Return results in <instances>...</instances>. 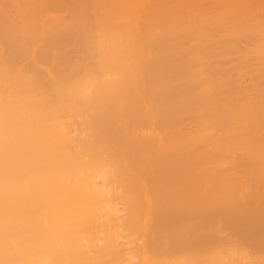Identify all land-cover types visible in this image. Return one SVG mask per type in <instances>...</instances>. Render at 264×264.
Masks as SVG:
<instances>
[{"label":"bare ground","instance_id":"6f19581e","mask_svg":"<svg viewBox=\"0 0 264 264\" xmlns=\"http://www.w3.org/2000/svg\"><path fill=\"white\" fill-rule=\"evenodd\" d=\"M0 264H264V0H0Z\"/></svg>","mask_w":264,"mask_h":264}]
</instances>
